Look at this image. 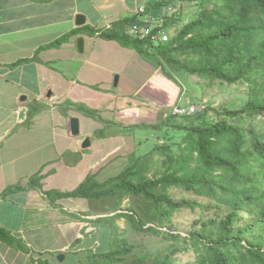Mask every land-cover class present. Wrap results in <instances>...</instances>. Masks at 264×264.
<instances>
[{"label": "trees", "instance_id": "16d2710c", "mask_svg": "<svg viewBox=\"0 0 264 264\" xmlns=\"http://www.w3.org/2000/svg\"><path fill=\"white\" fill-rule=\"evenodd\" d=\"M144 6L143 13L104 29L103 37L148 55L155 61L153 71L176 82L184 72L199 77L198 103L216 83L245 85L244 105L222 110L206 106L196 112L197 103L184 107L179 99L165 118L161 114L160 123H119L125 132L153 127L165 133L142 154L136 135L128 134L135 139L134 151L117 175L99 181L89 174L72 191L50 189L44 194L61 209L59 202L67 198L111 199L113 210L126 196L144 203L93 220L107 224L112 233L107 250L95 253L100 259L95 264H176V256L186 251L193 252L197 264H264V0H149ZM188 6L197 8V16L180 27ZM149 18L152 33L142 37L138 26ZM74 33L49 46H60ZM164 33L168 40H158ZM179 84L182 96L185 89ZM161 138L166 142L160 144ZM156 153L163 157L161 165L152 161ZM181 209L200 212L187 235L170 231L177 228L174 219ZM118 218H125L133 230L164 234L172 248L162 255L137 252L117 232ZM4 232L0 230V237ZM6 235L5 241L25 249Z\"/></svg>", "mask_w": 264, "mask_h": 264}, {"label": "crops", "instance_id": "0c3cea01", "mask_svg": "<svg viewBox=\"0 0 264 264\" xmlns=\"http://www.w3.org/2000/svg\"><path fill=\"white\" fill-rule=\"evenodd\" d=\"M148 1L0 0V264H77L83 256L91 237L83 221L96 224L102 210L80 213L72 203L88 198L63 199L62 209L54 207L44 190L72 191L89 174L103 175V158L133 138L118 136L104 156L93 157L94 148L103 146L96 129L101 120L133 125L140 103L147 102L141 91L150 83L147 77L135 90L121 89L129 61L141 56L103 37V30ZM78 14L85 16L82 25ZM72 31L60 46H49ZM115 50L128 62L117 64ZM87 109L97 112L95 118ZM73 117L79 134L72 132ZM87 138L91 145L83 147ZM7 233L25 249L5 241Z\"/></svg>", "mask_w": 264, "mask_h": 264}, {"label": "rangeland", "instance_id": "374dc122", "mask_svg": "<svg viewBox=\"0 0 264 264\" xmlns=\"http://www.w3.org/2000/svg\"><path fill=\"white\" fill-rule=\"evenodd\" d=\"M142 0H139V2ZM195 5V4H194ZM183 21L180 23V27L184 24L188 23L194 16H197V8L188 6L184 8ZM131 33V32H130ZM123 46V45H122ZM137 51L136 49H134ZM120 51H116L113 53L115 55V60L117 64L123 65L128 62L126 57H123L119 54ZM124 54V52H120ZM141 56V55H140ZM122 57V58H121ZM137 59V60H136ZM150 59V60H149ZM127 70L122 74V85L121 89L126 90L128 87L130 89H137L140 87L147 79L150 77V83L148 86L144 87L141 91V98L147 100L146 103H140L138 107V115L139 118H135L133 120V124H156L159 122L161 114L165 118L167 116V111L170 107L176 106L178 100L180 99L184 107H187L188 104H194L196 107V112L201 111L206 106H211L216 110H222L223 108L229 109H239L244 105L246 94L248 92V87L245 85L236 86H228V84H223V86L219 83H216L215 86L208 88L205 97L202 99V102L198 103V98L202 95V87L198 83L199 77L192 76L187 72H184L183 78L178 81L181 82L184 86V91L182 96L181 92V84L177 83L176 80L167 79L162 71L153 72L152 66H155L154 60L151 59L148 55L141 56V59L135 58L129 61ZM154 73L153 77L151 75ZM156 73V74H155ZM116 76H114V85L116 83ZM126 80L127 85L126 86ZM150 98V99H149ZM143 101V100H142ZM89 111V109H87ZM97 112L93 109L91 117L95 118ZM209 114H216L214 111H211ZM120 117H124L119 115ZM122 120V119H121ZM120 122H105L103 124V120H101V127L95 126L98 130L97 135L102 134L103 137V146H97L93 150V157H98L100 155L103 156L107 149L112 148L116 145L118 141V136L128 134H135L137 140L140 142V146L138 145V154H142L144 151L152 150L157 142V138L159 135L164 136L165 131L160 129H154L153 127H145L138 129L137 131H124L123 127L119 124ZM160 123V122H159ZM130 126V125H126ZM93 139H95L93 137ZM134 138L128 137L124 139L123 147L115 153H111L110 156H105L103 158V168H101L100 172L103 175H99L97 179L99 181H105L108 178L117 175L120 173L129 162V154L134 151ZM162 139V138H161ZM166 142L164 139L160 140V144ZM103 151V152H102ZM155 160H152L153 163L160 164L162 163L163 157L160 153H156ZM128 159V160H127ZM163 170V168H162ZM101 177V178H100ZM65 192V191H64ZM67 192V191H66ZM179 197H182L183 193L178 192ZM73 204L75 203L78 206V211L83 209L84 212L80 211V213H94L102 210V214L96 216L94 218L113 216L117 212L127 211L130 207H137L138 204H143L141 201H134V198L131 196H126L122 199L120 206H118L115 210L112 209L111 205L113 200L111 199H101L97 200H83L82 202L73 199ZM91 202V203H90ZM85 204V207L82 205ZM82 206V207H79ZM87 213V214H88ZM100 213V212H98ZM200 217V212L192 211L191 209H181L180 212L176 213L174 223L176 225V229H170V231L174 233H181L182 235H187L194 221L198 220ZM92 218V217H91ZM97 218V219H98ZM116 224L118 227V233L123 238L127 237L131 243L134 244L135 250L137 252H147L155 253V255L165 254L166 250L169 249L172 245V240H166L163 235L160 234L158 236H154L152 234H148L146 232H140L133 230L130 226V223L126 221L125 218L116 219ZM83 225L89 228V232L85 235H90L91 237L86 238V244L84 246V252L81 259H76L75 263L77 264H95V262H99L100 259L95 256V253H103L108 248L109 237L112 234L110 232L109 226L107 224H94L89 223L87 221H83ZM159 227V225L156 224ZM161 230L169 231L167 227H160ZM111 241V240H110ZM110 243V242H109ZM172 248V247H171ZM80 258V257H79ZM195 256L192 251H186L185 253H179L176 256V264H197L195 262Z\"/></svg>", "mask_w": 264, "mask_h": 264}, {"label": "water", "instance_id": "95a60500", "mask_svg": "<svg viewBox=\"0 0 264 264\" xmlns=\"http://www.w3.org/2000/svg\"><path fill=\"white\" fill-rule=\"evenodd\" d=\"M77 24L78 25H82L85 23V16L83 14H78L77 15ZM83 38L79 39V49L80 51H83ZM118 80H119V76H116V85L118 84ZM71 125H72V132L73 134H79L80 133V121L77 117H73L71 119ZM91 145V140L89 138H87L84 143H83V147H88Z\"/></svg>", "mask_w": 264, "mask_h": 264}, {"label": "clouds", "instance_id": "9594fccd", "mask_svg": "<svg viewBox=\"0 0 264 264\" xmlns=\"http://www.w3.org/2000/svg\"><path fill=\"white\" fill-rule=\"evenodd\" d=\"M141 8H144V10H141ZM169 8H171V7H169ZM145 11V6L143 5V6H141V7H139V9H138V11L137 12H144ZM167 11H168V8H167ZM170 11V10H169ZM151 19L149 18V19H147V20H145L144 22H143V25L142 26H138V27H141L140 28V31H141V33H142V37H147V35H149L150 33H152L151 32ZM151 25V26H150ZM147 29H149L150 30V32L148 33V34H146L145 32H146V30ZM131 32V31H130ZM164 34H166V33H164ZM163 34V35H164ZM163 35L162 36H158V40H166V39H163ZM167 35V34H166ZM168 40V39H167ZM97 252V251H96Z\"/></svg>", "mask_w": 264, "mask_h": 264}, {"label": "built area", "instance_id": "2783aa9c", "mask_svg": "<svg viewBox=\"0 0 264 264\" xmlns=\"http://www.w3.org/2000/svg\"><path fill=\"white\" fill-rule=\"evenodd\" d=\"M141 10H144V8H141ZM168 10H171V8H168ZM149 32H150V30L147 29L145 33L148 34ZM163 39H166V40H167V39H168V36H167L166 34H164V35H163ZM178 111H179V110H178Z\"/></svg>", "mask_w": 264, "mask_h": 264}]
</instances>
